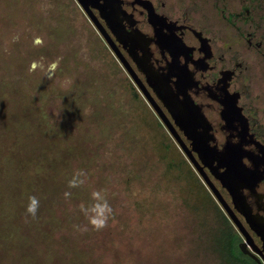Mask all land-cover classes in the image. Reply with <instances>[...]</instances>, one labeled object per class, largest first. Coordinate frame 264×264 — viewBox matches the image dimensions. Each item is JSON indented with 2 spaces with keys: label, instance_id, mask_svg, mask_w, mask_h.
<instances>
[{
  "label": "rangeland",
  "instance_id": "1",
  "mask_svg": "<svg viewBox=\"0 0 264 264\" xmlns=\"http://www.w3.org/2000/svg\"><path fill=\"white\" fill-rule=\"evenodd\" d=\"M133 91L75 0H0V264H202L191 242L215 219L167 181ZM94 190L113 208L99 231L79 207Z\"/></svg>",
  "mask_w": 264,
  "mask_h": 264
},
{
  "label": "flooded vegetation",
  "instance_id": "2",
  "mask_svg": "<svg viewBox=\"0 0 264 264\" xmlns=\"http://www.w3.org/2000/svg\"><path fill=\"white\" fill-rule=\"evenodd\" d=\"M83 1L172 123L129 56L144 66L152 86L161 84L169 102L190 104L200 113L207 126L198 133L210 138L211 148H240L242 163L255 180L246 181L241 191L246 217H238L247 249L261 252L258 258L264 263V0ZM177 130L189 146V138ZM209 176L221 194V189L226 192ZM226 194L228 200L222 196L232 206Z\"/></svg>",
  "mask_w": 264,
  "mask_h": 264
},
{
  "label": "water",
  "instance_id": "3",
  "mask_svg": "<svg viewBox=\"0 0 264 264\" xmlns=\"http://www.w3.org/2000/svg\"><path fill=\"white\" fill-rule=\"evenodd\" d=\"M77 1L85 10L90 20H92L94 23L97 32L104 37L106 45L113 53L121 67L125 70L147 105L159 119L160 123L163 125L172 141L177 145L187 162L190 164L196 175L209 191L213 199L219 205L232 226L243 238V241L239 244V250L241 253L251 257L258 264H264L258 258L259 256H262L261 252H257L254 249H252L253 252H250L247 249L249 240L243 222L238 217V214L246 217L245 203L241 195V191L244 189V187H246V181L255 180L253 178L254 172L248 171L242 163L244 154L240 151V148L235 146L231 147L228 145L221 151L211 148L209 146L210 138H202L198 133L199 128L207 126L200 113L190 104H179L175 101V103L169 102L164 97L168 93L161 87V84H157L159 88L152 86L149 82V75L147 71H145L144 66L135 60L133 56H129L136 62L139 71L146 75L149 86L153 89L152 91L155 97L161 102L162 106L171 116L174 122L172 123L168 119L163 108L156 101L152 93H150L136 71L132 68L126 57L118 55L115 44L108 38V36L96 23V19L92 14L89 13L84 1ZM177 129L182 131L189 138V146H187L186 143L180 138ZM193 153H196V156H194ZM205 169H207L209 173H207ZM209 175H212V177L217 180L226 190L229 197L231 198L232 206L222 196ZM254 231L259 234L257 230L254 229ZM262 260L264 261V258H262Z\"/></svg>",
  "mask_w": 264,
  "mask_h": 264
},
{
  "label": "trees",
  "instance_id": "4",
  "mask_svg": "<svg viewBox=\"0 0 264 264\" xmlns=\"http://www.w3.org/2000/svg\"><path fill=\"white\" fill-rule=\"evenodd\" d=\"M143 115L142 123L155 133V150L158 159L164 163V174L167 181L177 182L183 197V204L191 210L193 217L205 219L211 215L215 220L214 229L205 232L208 237L203 244L201 240H193L189 256L195 255L202 264H255L249 257L242 254L239 244L241 236L227 219L219 205L213 199L209 191L196 175L185 157L175 146L174 142L165 132H162V124L156 119L152 120L148 108L140 95L133 91ZM154 118V117H153ZM157 129V131L155 130ZM158 128L160 131L158 132ZM130 136V133L128 134ZM184 206V207H185ZM206 223V222H202ZM203 224H199L200 227Z\"/></svg>",
  "mask_w": 264,
  "mask_h": 264
},
{
  "label": "clouds",
  "instance_id": "5",
  "mask_svg": "<svg viewBox=\"0 0 264 264\" xmlns=\"http://www.w3.org/2000/svg\"><path fill=\"white\" fill-rule=\"evenodd\" d=\"M81 176H84L83 171L78 170L74 173L72 179L68 182L69 188H76L81 186L84 183L83 179H80ZM86 179V177H85ZM70 192H65V198L70 197ZM92 204L88 207H85L81 204L80 210L87 219L88 225L93 229L99 231L107 226L108 220L113 215V208L109 204L103 190H94L91 193ZM39 209V200L34 197H29V203L26 207V212L31 217L35 218ZM84 230H87L86 228Z\"/></svg>",
  "mask_w": 264,
  "mask_h": 264
}]
</instances>
